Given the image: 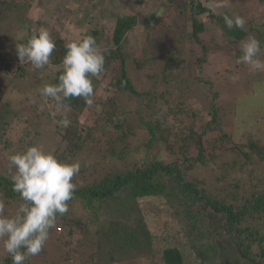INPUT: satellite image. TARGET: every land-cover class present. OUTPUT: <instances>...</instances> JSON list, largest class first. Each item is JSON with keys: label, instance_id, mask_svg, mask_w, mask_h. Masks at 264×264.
Masks as SVG:
<instances>
[{"label": "trees", "instance_id": "1", "mask_svg": "<svg viewBox=\"0 0 264 264\" xmlns=\"http://www.w3.org/2000/svg\"><path fill=\"white\" fill-rule=\"evenodd\" d=\"M202 2L203 0H169L163 14L164 17L168 16L169 20L168 23L160 22L161 27H166L170 33L178 34L179 31L184 32L181 27L187 25L191 28L189 36L196 45H200V34L203 33L205 26L199 14L208 13L211 17L214 16L213 9L204 6ZM31 4V0H0V19L8 9L12 8H15L13 10L16 11V14H26ZM153 16H156L155 13L150 12L147 20L152 19ZM217 17L219 21L224 22V17L220 15ZM254 22H251L250 31L237 27L227 28L224 33L225 39L228 41V37H233L231 39L234 40L233 43L237 42L240 45L249 37H255L260 41L261 52L264 51V30ZM138 23L137 14H124L116 17L113 31L107 36H110L109 39L114 44V53L111 49L102 47L98 40L96 41L102 50L107 49L105 71L114 72L112 83L116 87L115 93L137 100L135 111L142 119V123L136 121L139 125L137 127L145 131L147 136L143 141V147H146L151 153L153 150H157V154L148 153L131 162L125 160L122 166L117 164L110 168L107 167L106 171H100L99 174L98 168L94 166L97 176L84 184H79L74 178L73 182L77 184V190L74 193V199L68 202L69 211L63 216H58L56 225L50 232H58V229L61 231L63 227L68 226L70 234L75 225L81 229V232H84L87 224L93 225L97 216L106 206H108V210L111 207L109 212L112 213V208L115 205L113 210L117 209V216L120 212V217L114 218L107 229L111 238L118 236L117 242H120L118 244L120 248L123 240L125 243L131 241L129 243L134 244L132 248H137L142 244L143 247L150 245L153 251L160 252L161 264H186L185 254L188 251L192 255L193 264H231V260L235 258L250 264H264V144H259L258 138L256 139L255 136L256 132L264 126V114L262 115L260 112L264 101L262 103L260 101V107L255 112L259 116L256 117L248 116V111L241 113L246 107H251L250 104L244 108H241L239 103L233 104L229 111L233 116L230 115V117L235 118L237 116L234 115L235 113L244 115L241 123L243 122V125H246L245 129L249 131L245 132L244 127L236 128V121L229 125V131H225L222 117L227 113L221 115L220 105L216 104L218 93L214 90L213 92L209 91L210 99L207 94L202 99L203 105L199 109L187 106L180 99L174 101L175 103L171 99L166 100L165 97L170 92L169 87L160 92L157 90L152 92L147 88H142L143 85L147 86L143 83L137 90L126 74V61H133L137 70L148 65V73L151 74L153 58L145 53L132 56L128 51L121 50V43L128 33L137 30ZM144 25L149 28L147 31L144 29L146 41L150 36L153 24L148 20ZM175 26L177 28L172 30ZM23 27L26 31L24 37L27 39L42 28L49 31L56 43V48L50 57V65L56 67L53 84L58 83V77L62 71L61 60L66 51L64 45L72 39L68 37L67 39L62 32L45 21L37 20L33 26L26 22ZM93 34H98L97 29L93 30ZM237 51L239 56L235 53V57L239 60L242 55L240 46ZM260 58L263 60L264 52ZM159 63L160 66L162 64L161 69L159 67L160 74H158L161 83L170 85L171 80H175L173 74L180 76L178 71L183 70L185 60L181 57V52L178 49H168L165 58L163 61L159 60ZM242 64L238 63L233 68L226 67L224 74L233 72L237 74L238 78H244L245 73L249 72V68ZM219 65L221 67L220 63ZM251 71L254 72L251 77L253 81H262L253 83L258 88L252 89V92L262 93L264 90V73L262 74V72L264 71ZM189 80H191L190 77L185 78L186 82ZM201 80L202 82L208 81L205 77L196 75L194 81ZM102 102L93 100V103L88 105L83 98L77 97L65 100L64 104L70 105V108L75 111L88 107L94 111L100 105L104 112H110L106 123L114 129L115 135L122 136L124 139L125 136L133 134L134 126L128 123L130 110H124L115 105V101L109 97L104 101L105 104ZM108 103L113 104L112 111L104 108ZM163 103L165 107L160 108L164 106ZM207 114L210 118L204 119ZM60 119L62 118L55 119V126H58L55 133L58 140L66 147L62 152L56 151L59 153L55 155L59 160L72 162L73 158L94 140L95 126L99 119L92 126L82 125L81 127L79 116H75L70 118L71 123L67 128L58 124ZM186 122H190V126L185 125ZM9 128L11 129L10 125ZM249 133L252 135L245 136ZM2 134L3 132L0 133V143L2 144L0 147L3 144L5 147L10 140L7 136L3 139ZM238 134L242 136L239 140L236 137ZM28 142L26 144H30ZM178 142L179 156L171 160L163 159L160 156L164 149L174 152L175 144ZM126 147L130 148L129 145ZM126 147L119 151L121 155L118 154V157L122 156L123 159H126L124 157ZM232 154H234L232 161L225 160L218 163L220 156ZM253 155L256 156L254 162ZM6 168L7 172L0 165V198L4 200L5 204L12 203L16 210L21 201L18 194L12 191L9 165ZM218 169H221V175H233L232 188L222 187L221 191L216 192L215 186L211 187L212 185L204 182V177L207 180L209 177L203 175V170L216 175L214 171ZM242 174L251 180L248 182L250 187L246 194L243 190L238 192L240 189L238 181L244 177ZM215 178L221 179L217 175ZM145 198H147L145 202L148 204H152L153 201L160 202V205L157 204L156 207L150 208L155 215L160 216L162 222L159 231L161 235L154 234L153 229L146 226L144 219L134 206L135 204L138 206L139 200L142 201ZM139 210L141 211V209ZM119 218L131 222L130 224H137L132 226L124 220L126 224L122 225ZM55 236L63 238L60 233ZM136 245L137 247H135ZM35 263H37L35 256L25 262V264ZM0 264H12V260L6 252L0 253Z\"/></svg>", "mask_w": 264, "mask_h": 264}, {"label": "rangeland", "instance_id": "2", "mask_svg": "<svg viewBox=\"0 0 264 264\" xmlns=\"http://www.w3.org/2000/svg\"><path fill=\"white\" fill-rule=\"evenodd\" d=\"M31 3L26 14H16V11L13 10L15 8H12L8 9L0 19V133L3 132V139L7 136L10 140L5 147L4 144L0 147V165L6 172L8 171L6 167L9 165L8 157L13 153L24 151L29 146L38 145L45 151H51L54 154L62 152L66 145L58 140L55 133L58 130V126H55V119L63 118L65 115L68 119L79 116L81 127L82 125L92 126L99 119L98 124L95 126L94 140L89 142L72 160L79 161L81 165L79 174L74 177L79 184L89 182L97 176V170L94 169V166L98 168L99 174L100 171H106L107 167L110 168L117 164L122 166L125 160L131 162L135 158L145 156L148 153L157 154V150H153L151 153L146 147H143V141L146 140L147 136L145 131L137 127L139 126L137 120L142 123L140 115L135 111L137 100L115 93L116 87L112 83L113 71H104L99 78H91L94 87L93 100H100L105 104L104 101L109 97L115 101V105L124 110H130L128 123L134 126L133 134L125 136L124 139L122 136L115 135L114 129L106 123L110 112H104L103 107L100 105L94 111L88 107L80 111L79 109L75 111L67 108L61 110V112H56L55 101L41 96L39 91L44 84H53L56 67L51 66L49 63L43 69H33L30 63H20L17 57L16 43H23L27 40L24 37L26 31L23 27L26 22L32 26L37 20L49 22L62 32L66 38L72 40L83 34L91 35L99 41V44L101 43L102 47L111 49L114 53V44L109 39L110 36H107L113 31L116 17L124 14H137L139 19L137 30L128 33L123 43H121V50L128 51L132 56L145 53L153 58L151 74L148 73V65L137 70L133 61H126V74L137 90L140 89L143 83L147 86L143 85L142 88H147L152 92L155 90L160 92L169 87L170 92L166 95V100L171 99L174 102L180 99L187 106H192L195 109H199L203 105L202 99L206 97V94L210 99L211 93L209 94V91L213 92L214 90L218 93L216 104L220 105L221 115L227 113L222 117L225 131H229V125L235 121L236 128H246V125H243V122L241 123L244 115L235 113L234 115L237 116L231 118L233 115L229 111H231L233 104L239 103L238 105L241 108L250 104L251 107H246L241 113L248 111V116H259L255 112L260 107V101L261 103L264 101V90H262V93H253L252 89L258 88L253 83H261L262 81L252 80L251 77L254 72L250 70L249 66V72L245 73L244 78H238L237 74L233 72L224 74L226 67L233 68L238 65L235 53L238 52L237 48L241 44L233 43L234 40H231L233 37H228V41L225 39L224 33H226L227 27L225 28V23L219 21L217 16L224 17L227 15L230 18L241 16L246 20L245 30L250 31L251 22L253 21L264 30V0H203L204 6L213 9L214 16L211 17L208 13L199 14L205 26L203 33L200 34V45H196L189 36L191 28L187 25L182 26L184 32L178 30V34L170 33L166 27H161L160 22L168 23L169 20L168 16H163L169 0H31ZM150 12H154L156 16L148 19L153 24V28L150 30L148 40L145 41L144 29L147 31L149 28L144 23H147ZM176 28L177 26L172 30ZM94 29L98 31L97 35L93 34ZM33 32L35 33L34 29ZM230 35L236 36L237 34ZM229 41L231 43H228ZM168 49H178L181 52V57L185 60L183 70L178 71L180 76L173 74L175 80H171L170 85L162 84L158 75L162 67L159 60L163 61ZM196 75L205 77L209 82L194 81ZM186 77H190L191 80L186 82ZM244 90L247 91L244 92ZM157 106H159L158 103ZM163 107L165 105L160 108ZM104 108L112 111L113 104L108 103ZM260 112L262 115L264 114V104L260 108ZM209 118L208 114L204 117V119ZM33 121L35 122L32 123ZM190 124V122L185 123L187 126H190ZM248 131V129H245V132ZM249 135H252V133L245 136ZM255 136L256 139L258 138L259 144H264V126L256 132ZM236 137L238 140L242 138L241 134ZM28 141L30 144H26ZM0 145L2 144L0 143ZM123 145L124 147L129 145L130 147L125 148L124 157L126 159H123L122 156L118 157L119 151L124 149ZM178 145L179 142L175 144L174 152L168 149L165 151L164 149L160 156L166 160L175 159L176 156L180 155ZM233 156L234 154L220 156L218 163L220 164L225 160L232 161ZM255 159L256 156L253 155V162ZM220 170L214 172L221 179L215 178L216 175L210 171L203 170L202 172L204 176L209 177L208 180L204 177V182L212 185L211 187L215 186L216 192L221 191L222 187L232 188L233 186V175H221ZM244 174L242 175L244 176ZM249 181L251 180L245 178V176L238 181L240 185L238 192L243 190L245 194L248 193ZM146 199L139 200L138 206L136 204L134 206L139 211L138 214L144 219L146 226L153 229L154 234L161 235L159 231L162 222L160 216L155 215L150 208L156 207L157 204L160 205V202L153 201L152 205L145 202ZM5 206L6 214L14 213L15 208L12 203H7ZM113 208H115V205ZM113 208L112 213H110L111 207L108 210V206H106L97 216L93 225L87 224L84 232H81V229L76 225L70 234L68 233V226L63 227L61 231L58 229V232H50L43 250L35 256L37 262L35 264H161L160 252L153 251L150 245L143 247L142 244L138 247L136 245L137 248H132L134 244L129 243L131 241L125 243V240H123L120 248L118 246L120 242H117L118 236L114 238L109 236L107 226L111 224L114 218L120 217V212L117 216V209L113 210ZM124 220H121L122 225H125L126 222L129 223ZM134 224L137 223L130 225L133 226ZM58 233L63 238H56L55 234ZM64 238L66 239L63 240ZM2 252L4 250L0 245V253ZM189 252L185 254V262L186 264H193V258ZM231 264L250 263L235 258L231 260Z\"/></svg>", "mask_w": 264, "mask_h": 264}, {"label": "clouds", "instance_id": "3", "mask_svg": "<svg viewBox=\"0 0 264 264\" xmlns=\"http://www.w3.org/2000/svg\"><path fill=\"white\" fill-rule=\"evenodd\" d=\"M225 26L243 29L246 23L241 16H224ZM66 51L61 60V74L56 84H44L40 95L56 103V112L70 108L64 101L83 98L93 103L92 77L99 78L105 71V53L91 35H80L64 45ZM56 48L47 29H40L23 43H16V54L21 62L30 63L33 69H43L50 63ZM243 63L253 71H264L261 45L255 37H249L240 45ZM235 79V77H233ZM55 115V113H53ZM67 115L58 121L64 128L70 126ZM12 191L21 203L12 214H6L5 202L0 198V245L12 260V264H25L41 253L56 225L58 216L68 213V202L74 199L77 184L74 177L80 172L79 161L59 160L51 151L38 145L8 157Z\"/></svg>", "mask_w": 264, "mask_h": 264}]
</instances>
